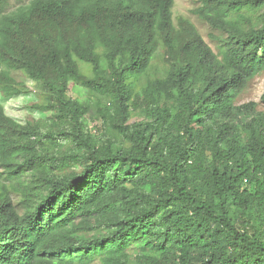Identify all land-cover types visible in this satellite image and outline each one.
<instances>
[{
  "label": "trees",
  "instance_id": "16d2710c",
  "mask_svg": "<svg viewBox=\"0 0 264 264\" xmlns=\"http://www.w3.org/2000/svg\"><path fill=\"white\" fill-rule=\"evenodd\" d=\"M13 1L0 0V93L25 94L13 77L23 72L73 132L22 127L0 104V264H131L144 242L164 261L137 264H264V112L237 105L264 72V25L251 26L264 0H203L194 14L222 33L218 53L189 19L175 22V0ZM161 49L165 76L151 79ZM76 85L130 147L91 136ZM134 110L148 121L126 126ZM244 113L254 117L239 124ZM68 135L71 153L53 157ZM29 173L34 188L21 182ZM98 230L109 234L90 238Z\"/></svg>",
  "mask_w": 264,
  "mask_h": 264
},
{
  "label": "rangeland",
  "instance_id": "374dc122",
  "mask_svg": "<svg viewBox=\"0 0 264 264\" xmlns=\"http://www.w3.org/2000/svg\"><path fill=\"white\" fill-rule=\"evenodd\" d=\"M31 0H22L21 2L13 1L11 3V11L15 10L21 4H29ZM203 6V0H175V5L173 9V15L175 22L180 17L189 19L198 29L204 41L209 45L215 53H218V47L220 45V39L222 38V33L215 30L210 24L202 20L200 17L196 16L194 12ZM252 27L261 28L264 25V9L258 12L256 15L252 16ZM104 68L106 70L107 65L104 63ZM168 66L167 60L164 56V50L161 49L160 54L157 59L153 62L152 68L149 70L148 77L154 79L156 77L165 76L164 73ZM81 68L85 73L89 75V67L82 65ZM91 77V75H89ZM13 77L15 80L24 86L25 94L8 99L3 93H0V104L5 110L7 117L13 119L16 123L22 127H35L41 134L53 133L55 135L60 133L71 134L72 125L69 122H65L58 116V111L52 109L53 99L45 90L44 86L39 82L36 83L29 79L23 72L15 71L13 72ZM145 77L142 81L143 84L149 80ZM264 94V72L251 81L247 89L241 94L237 102L238 106L247 105L249 103H256L257 109L256 113L264 112V105L262 104V96ZM71 97L76 100L85 102V104L90 108L91 119L86 120V125L88 131L92 137L100 141L102 144H111L115 151L120 149H125L130 147V143L126 136L116 132L114 129L106 126L101 116L98 113L97 98L92 96L85 88L81 85H76L71 92ZM104 105L107 104V108L112 111L113 106L104 100ZM37 106L43 107L45 110H40ZM249 113L240 114L238 117V123L244 124L253 119ZM148 120L141 113L140 110L132 111V117L127 121L126 126L133 125L136 123L147 122ZM15 141L22 142V137L18 134L13 135ZM61 146L50 148L52 156L55 158L65 157L71 153L73 149V144L71 142V135L62 137ZM0 171H2L0 169ZM51 172L57 175H69L73 172L71 166L60 167V164L51 165ZM26 188L36 187V181L31 173L27 174L23 180ZM38 187V186H37ZM17 188H13L11 192V199L14 205L17 207L18 211L23 214L25 212L24 208L27 203L25 197L21 194V190L16 191ZM20 189V188H18ZM109 233L105 230H98L93 233L90 238L108 235ZM130 263L137 264V258L140 255L152 256L159 259V261H164V259L152 249L146 247V242L133 245L129 251ZM94 264H101L99 261Z\"/></svg>",
  "mask_w": 264,
  "mask_h": 264
}]
</instances>
